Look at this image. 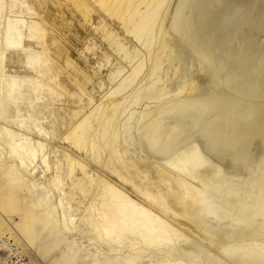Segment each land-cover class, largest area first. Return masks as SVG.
I'll use <instances>...</instances> for the list:
<instances>
[{
    "label": "rangeland",
    "instance_id": "obj_1",
    "mask_svg": "<svg viewBox=\"0 0 264 264\" xmlns=\"http://www.w3.org/2000/svg\"><path fill=\"white\" fill-rule=\"evenodd\" d=\"M129 3V0H0V126L9 128L15 140L37 152L36 159L26 160L28 169H34L32 172L23 169L14 156L0 152V229L9 233L16 244L27 248L32 264L163 263L151 256L157 255L156 252L138 241L124 237L120 243H107L98 236L93 224L103 223L99 214V204L104 198L103 180L162 213L159 204L142 191L158 194L152 185L158 182L162 192H172L157 172V166L169 156L154 151L137 131L128 136L123 132L116 136L108 133L105 139L98 135L96 147L88 149L77 145L69 135L78 120L95 107L102 106L106 109L104 116L111 115L115 90L134 71L135 60L144 64L135 69L139 73L136 72L134 84L144 78L151 64L143 38L130 30L132 24L126 18ZM8 23L14 26L11 33L14 38L21 34V45L6 43ZM160 60L152 80H142L138 102L132 110L142 111L146 97H157L158 92L168 98L167 105L174 104V99L169 98L177 94L192 99L209 92L199 76L186 81L190 74L179 68L174 56L163 53ZM177 111L164 113V124L173 125L179 119L191 126L190 131L195 130L191 120ZM99 122L96 117L92 123L97 126V134L103 132L106 124ZM113 126L116 128V122ZM1 140L10 137L3 134ZM194 140L204 155L223 171H229L230 158H216L199 132H195ZM215 197L220 200L219 195ZM167 203L177 210L172 198ZM24 210H28L26 215ZM54 217H60L61 221ZM63 220L70 231L59 229ZM183 221L187 223L182 226L187 234L204 241L220 258L231 260L219 252L218 236L232 225L216 220L205 224L198 216H185ZM198 223L206 225V229L199 228ZM12 227L16 232L11 231ZM66 254H70L68 258ZM175 260L170 258L171 262ZM180 260L183 264H203L207 257L201 255L195 261L182 256ZM209 263L221 264L217 260Z\"/></svg>",
    "mask_w": 264,
    "mask_h": 264
},
{
    "label": "bare ground",
    "instance_id": "obj_2",
    "mask_svg": "<svg viewBox=\"0 0 264 264\" xmlns=\"http://www.w3.org/2000/svg\"><path fill=\"white\" fill-rule=\"evenodd\" d=\"M129 2L126 18L132 24L130 30L139 39L143 38L151 58L142 80L155 75L161 55L168 53L176 58L179 68L190 74L187 82L199 76L209 92L192 99L177 94L169 98L174 99L172 105L165 104L168 98L158 92L157 97H146L142 111L132 110L142 86V80L134 84L136 72L144 64L137 59L132 67L138 70L132 69L115 90L117 96L110 103L111 115L104 116L105 108L100 106L78 120L69 135L80 147L95 148L98 135L105 139L108 133L116 136L123 132L128 136L137 131L154 151L169 156L157 166V172L172 192H162L158 182L152 183L158 194L142 191L149 200L159 204L162 213L103 180L104 198L99 204L103 223L95 222L93 228L110 244L120 243L124 237L138 241L156 252L157 255L151 256L163 261L159 264H183L182 256L196 261L201 255L207 257L203 264H211L210 260L221 264H264V0ZM13 31V24L8 23L6 43L21 45V34L16 39L11 35ZM153 98L156 99L152 101ZM172 109L189 118L195 130L190 131L191 126L179 119L173 125L164 124L162 115ZM96 117L100 125L106 122L100 134L92 124ZM195 132L201 134L216 158H230L232 165L228 172L204 155L194 140ZM3 134L10 140L0 141V152L14 156L23 169L29 170L26 160L36 159V150L15 140L9 128L0 126V138ZM169 197L177 210L167 203ZM46 213L50 214L47 210ZM185 216H198L205 224L216 220L232 225V228L220 229L222 235L218 240L219 252L233 260L220 258L204 241L187 234L182 227L187 224L183 221ZM54 218L61 221L60 217ZM198 227L206 229L203 224ZM59 229L71 230L66 220ZM18 246L27 255V248ZM67 250L71 251V247ZM170 258L178 263L171 262Z\"/></svg>",
    "mask_w": 264,
    "mask_h": 264
},
{
    "label": "built area",
    "instance_id": "obj_3",
    "mask_svg": "<svg viewBox=\"0 0 264 264\" xmlns=\"http://www.w3.org/2000/svg\"><path fill=\"white\" fill-rule=\"evenodd\" d=\"M0 264H31L28 256L11 238L0 229Z\"/></svg>",
    "mask_w": 264,
    "mask_h": 264
}]
</instances>
